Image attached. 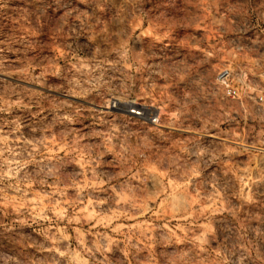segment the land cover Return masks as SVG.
I'll list each match as a JSON object with an SVG mask.
<instances>
[{"label":"rangeland","instance_id":"rangeland-1","mask_svg":"<svg viewBox=\"0 0 264 264\" xmlns=\"http://www.w3.org/2000/svg\"><path fill=\"white\" fill-rule=\"evenodd\" d=\"M0 264H264V0H0Z\"/></svg>","mask_w":264,"mask_h":264},{"label":"built area","instance_id":"built-area-1","mask_svg":"<svg viewBox=\"0 0 264 264\" xmlns=\"http://www.w3.org/2000/svg\"><path fill=\"white\" fill-rule=\"evenodd\" d=\"M229 94H235V90L230 89V90H229Z\"/></svg>","mask_w":264,"mask_h":264}]
</instances>
